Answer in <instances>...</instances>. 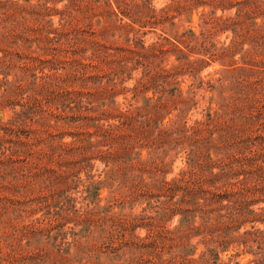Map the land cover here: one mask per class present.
<instances>
[{
  "label": "trees",
  "instance_id": "obj_1",
  "mask_svg": "<svg viewBox=\"0 0 264 264\" xmlns=\"http://www.w3.org/2000/svg\"><path fill=\"white\" fill-rule=\"evenodd\" d=\"M49 1L55 0H38L24 7L17 0H0V5H19L21 45L33 48L32 55L18 56L21 64L15 83H29L31 87L29 92L36 101L34 116L38 117L34 123L46 131H59L64 122L70 127L65 130L77 131L69 143L50 133L49 140H58L56 147H49V140L40 137L35 144L58 154L79 153L80 163L74 161L69 166L75 169L79 165L92 167L89 162L98 154L94 147L111 142L108 151H99L102 158H107L104 164L110 163L111 167L101 181H94L93 176L78 178L86 201L78 210L69 205L75 201L71 197L51 202L55 189L61 188L64 181L56 171L46 174L45 170L38 184L44 196L38 199L37 208H56L57 215L89 213L90 217L76 220L89 226L108 222L124 230L146 229L148 242L130 245L136 252L134 258L139 257L143 264H241L242 256L249 257L243 264H264V0H170L160 9L153 8L152 0H97L105 6L107 17L121 15L116 19L120 24L126 18L130 21L128 27H138L131 30L132 39L126 37L129 58L121 63L126 69L131 64V69L126 72L122 68L106 80L123 85L133 71L142 68L137 84L132 89H122L131 91L133 99L141 92H152V96L143 97L141 106L129 104L123 110L111 108L113 97L103 95V75L97 71L88 73L96 66L85 67L86 62L77 59L63 63L66 50L83 45L79 31L68 28L73 21L68 19L79 10L60 13L58 26L54 27L49 19L53 16ZM198 9V35L192 28L180 32L174 26L177 16L184 13L190 17ZM218 10L222 14L231 10L234 13L216 16ZM142 29L149 31L141 32ZM157 30L161 32L157 42L145 46L140 35ZM9 31L4 28L0 34L5 37ZM32 31L38 39L28 41L25 35ZM227 32L231 34L229 44L217 47L213 39ZM95 48L97 55L104 53V63L110 59V49L98 43ZM237 55L239 59L234 60ZM170 56L174 63L162 66ZM156 61L160 67H154ZM216 61L229 65L215 72L216 78L201 76L204 68ZM0 69L10 70L2 66ZM60 70L62 73L57 74ZM7 78L5 74L4 83L10 85ZM185 79L189 84L182 91L180 85ZM91 83L101 87L97 101L89 100L90 93L84 91V86ZM198 92L203 93L201 100L206 106L200 119L190 121V111L199 108ZM61 101L56 109L62 122L50 125V105ZM114 118L119 119L117 126L103 129L98 125L101 120ZM90 120L97 121L95 127L103 130L96 143L82 137L84 132L78 133ZM123 127L130 133L111 137L113 128ZM141 148L148 150L146 162L139 159L136 151ZM171 153L183 158L184 167L167 180ZM131 155L137 157L133 159ZM28 175L32 187L34 180ZM103 188L109 190L105 207L99 205V191ZM35 203L27 199L23 206L34 208ZM134 207H141L142 214L113 212ZM102 211L113 216L101 219ZM175 217L177 226L170 230L167 224ZM200 246L203 251L197 254Z\"/></svg>",
  "mask_w": 264,
  "mask_h": 264
},
{
  "label": "rangeland",
  "instance_id": "obj_2",
  "mask_svg": "<svg viewBox=\"0 0 264 264\" xmlns=\"http://www.w3.org/2000/svg\"><path fill=\"white\" fill-rule=\"evenodd\" d=\"M17 1H19V5L24 7L32 6L38 2V0H29L28 2H24L23 0ZM55 1L48 2V7L52 9L50 14L53 16H50L49 19H51L53 26H58L60 13L72 12L74 9H78L79 12H73V15L68 19L69 21L73 19L72 26L68 28L70 31H79V34L83 38V45L80 49L74 47L66 50L62 56V58L64 57L63 63H66L67 60L70 62L77 59L78 61L83 60L86 62L85 67L87 65L90 67L92 65L96 66V69H90L88 73L97 71L100 76L103 75V95L113 97L114 104L110 106L113 109L123 110L129 104L141 106L143 97L152 96V92H141L136 99H133L131 91L125 92L122 89L124 87L132 89L137 84L136 81L141 77L142 68L133 71L130 76L131 79L126 80L123 85H119V81L116 82V80L115 84L114 82L109 83L106 80L112 77L113 72L122 68H125L124 71L126 72L129 68L131 69V64H127L129 66L128 69L122 64L129 58V55L125 51L129 44L126 42V37L132 39L134 34L131 30H137V26L128 27L127 24L130 21L126 18H123V23L120 24L116 19H121V15H118L117 18L109 15L107 17L105 6L101 2H97V0ZM168 3H171V1L152 0V6L155 9H160ZM19 5H0V31L3 32L4 28L10 30L6 33L5 37L0 34V67L10 69H0V264H143V261L139 257H136L137 260L134 258L136 252L134 249H130V245L133 243L140 245L144 241L148 242L146 238L149 233L146 229L136 228L131 230L128 228L124 230L108 222L89 226L76 221L90 217L89 213H86L87 215L83 212L57 215L56 208H37L38 199L44 196V192L41 193L40 188L38 189V184L41 185V179L45 177V170L46 174L49 170L56 171L61 180L63 179L64 181L61 188L55 189V198L51 202L56 203L57 200L63 201L62 199L71 197L75 201L70 202L69 205L75 206L76 210L80 208L81 202L85 205L86 201L83 200L85 194L81 193L82 187L78 186V178L85 180L93 176L94 181H101L105 178L103 173L111 167V164H104L107 158H102L99 151H108L111 142L107 146L94 147V152H98V154H94L93 159L89 162L92 167L83 168V165H79L75 169L69 168V166L71 163L73 165L74 161L80 163L79 153L67 152L58 154L55 151H48L50 149H44L41 145L36 146L35 143L38 137L49 140L50 133L53 135L57 134L63 143H69L73 140L72 134L77 131L65 130V128L70 127L63 124L62 118L58 117L59 110L56 109V106L60 105L62 101L56 105H50L52 116L47 118V123L49 122L50 125L55 123L59 125L60 120L62 122V130L56 131L55 127L54 130L56 132L53 130L46 131L36 125L34 123L38 118L34 116L36 101L32 93L29 92L31 91V87L29 83H15V78L19 72L18 67L21 64L18 56L22 55L24 57L33 53V48L22 47L21 45L18 28ZM200 12L201 9H198L190 17L182 13V15L177 16L178 18L174 20V26L178 27L180 32L192 28L198 35L201 30L198 19ZM233 13L234 10L225 12L224 14L218 10L215 15L228 16V14ZM99 15L105 18L101 19L102 17ZM104 22L106 23L104 24ZM165 28L169 31L171 26L166 24ZM173 29L176 30L175 28ZM144 31L149 30H141V32ZM169 32L172 33L173 31ZM146 33V35L140 36H142L145 46L148 47L157 42L161 32L157 30V32L151 31ZM25 36L28 41L38 39L33 31ZM230 40L231 34L227 32L216 36L213 39V43L217 44V47L227 46ZM23 42L25 43V41ZM95 43L110 49V59L105 63L103 62L104 53L100 51V56H102L97 55L96 51H98V48H95ZM94 50L96 51L94 52ZM92 54L94 55L91 56ZM238 59L239 55L234 58V60ZM173 63L174 57L170 56L162 66L168 67ZM223 65H229V63H220L218 61L209 63L202 71L201 76L212 75L210 78H216L214 73L224 69ZM63 66L64 64L60 67ZM154 67H160L157 61ZM59 73H62V71L57 72V74ZM5 74H8L7 80L10 82V85L4 83ZM52 74L55 75L56 73ZM188 84L187 79H185L184 83L180 85V89L185 91ZM84 88L85 92L90 93L88 96L89 100L97 101V99H100L98 94H101L99 91L101 87H96L91 83L84 86ZM198 94L200 95L199 108L190 111L187 116V119L190 121L200 119L203 114V108L206 106L204 101L201 100L203 93L198 92ZM65 122H68V120H65ZM95 122L97 123L94 120L88 121L82 128L83 130L80 129L78 131V133L84 132L85 134L82 133V137L89 139L91 143H96L98 141L97 135H102L103 132V130L95 127ZM118 124V118L108 120L107 122L101 120L98 123L99 126H103V129L108 125L117 126ZM129 133V130H126L124 127L121 129L113 128L111 130V137L115 138V135L124 137ZM52 141L54 142L52 143ZM55 141L58 140H49L47 145L49 147H56L57 145L54 146ZM51 150H55V148ZM115 151L112 152L116 155ZM136 151L140 154L139 159L142 162H146L148 150L141 148V151H138V149ZM131 157L135 159L137 156L131 155ZM167 162L171 165L168 167L169 172L166 175V179L169 180L175 177L184 167V160L182 157L174 156L171 153ZM131 163L134 164L133 161ZM120 164L123 165L124 161H121ZM120 164L117 165L121 166ZM29 173L34 180L32 181V187L29 181ZM45 196H48V194ZM108 198L109 190L101 189L99 191V205L105 207ZM27 199L36 200L34 208L23 206ZM102 212L99 214L101 219L108 220L113 216L111 212ZM113 212L123 215L131 213L134 216H139L142 214V208L134 207L131 210L115 209ZM177 221V217L173 218L168 222L167 228L170 230L175 228ZM74 222L78 223V225ZM153 237L155 243H157L156 246L159 247L161 244L155 232H153ZM201 251H203V247L200 246L198 247L197 254ZM224 258L222 256V259ZM248 259V256H242L240 258L241 264L247 262Z\"/></svg>",
  "mask_w": 264,
  "mask_h": 264
}]
</instances>
